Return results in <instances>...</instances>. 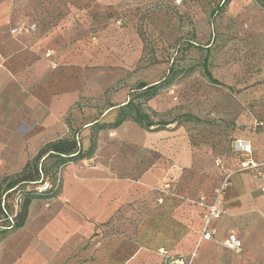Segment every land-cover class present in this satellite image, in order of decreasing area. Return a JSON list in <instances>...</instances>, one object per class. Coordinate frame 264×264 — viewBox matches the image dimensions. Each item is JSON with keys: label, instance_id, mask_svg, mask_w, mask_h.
<instances>
[{"label": "rangeland", "instance_id": "obj_1", "mask_svg": "<svg viewBox=\"0 0 264 264\" xmlns=\"http://www.w3.org/2000/svg\"><path fill=\"white\" fill-rule=\"evenodd\" d=\"M12 5L18 10L15 26L42 41V49L67 53L81 69L83 95L76 109L108 123L87 133L74 128L83 149L93 145V153L67 163L78 171L106 165L115 180L128 182L101 239L128 240L130 258L143 247L138 243L143 229L159 232L161 225L178 233L162 245L169 255L186 253L197 235L194 203L218 186L217 158L229 151L234 135L249 132L252 116L264 119V0H12ZM207 53L220 84L204 72ZM157 82L153 97L139 96L140 84ZM132 96L151 120L168 124L147 128L129 119L114 127L118 106ZM65 166L58 173L59 192ZM14 214L2 215L0 230ZM91 258L66 264H89Z\"/></svg>", "mask_w": 264, "mask_h": 264}, {"label": "crops", "instance_id": "obj_2", "mask_svg": "<svg viewBox=\"0 0 264 264\" xmlns=\"http://www.w3.org/2000/svg\"><path fill=\"white\" fill-rule=\"evenodd\" d=\"M17 12L12 0H0V180L20 171L45 143L70 136L71 127H83L87 133L100 120L98 116L84 117L76 109L83 85L81 69L73 57L59 51L56 55L54 49L53 56L46 57L45 50L50 49H42V41L33 40L29 32L14 25ZM52 62L58 66L52 67ZM255 120L263 125L256 127ZM247 123L249 132L233 139L251 141L255 158L264 161V119L252 116ZM222 156L229 170L238 166L237 156ZM107 167L99 164L78 171L66 164L59 194L34 199L25 225L0 242V264L11 259L6 263L66 264L85 257H92L89 264H165L159 249L178 233L164 231L161 225L159 232L144 228L138 238L143 247L159 249H133L131 259L128 240L101 239L105 224L120 206L115 198L128 192V182L115 180ZM218 172L220 180L222 173ZM263 186L264 172L256 177L248 172L233 174L224 198L226 213L217 222L215 240L202 242L191 264H264ZM194 205L197 235L186 253L170 255L172 258L191 257L196 249L202 208L197 201ZM146 230L151 232L146 234ZM230 233L241 240L240 251L224 246Z\"/></svg>", "mask_w": 264, "mask_h": 264}, {"label": "trees", "instance_id": "obj_3", "mask_svg": "<svg viewBox=\"0 0 264 264\" xmlns=\"http://www.w3.org/2000/svg\"><path fill=\"white\" fill-rule=\"evenodd\" d=\"M208 57L209 53H207L204 58V72L211 82L220 84L209 70ZM160 86L161 82L152 85L142 83L139 85V88L143 89V91L138 95L146 96L145 99H150L158 92ZM139 96L136 95L135 97ZM135 97H130L125 103L118 106L119 111L113 121L114 127L121 125L124 121L129 119L140 122L147 128H164L168 124L166 121L151 120L149 115L141 110L139 103L135 101ZM92 126L101 130L106 128L108 123H100L97 121L93 123ZM77 133L78 132L71 127L70 136L45 143L41 146L36 155L26 162L20 171L4 176L0 180V219L2 218V215L7 217L9 211L15 212L13 217H9L12 222L4 224L3 228L0 230V242L8 234L25 225L28 218L29 206L34 199H51L59 194V188L54 189L52 187L49 190L41 191L36 186L37 184L44 182L45 179L55 181L57 173L61 167L71 161L84 159L85 157L92 155L93 145L85 151ZM232 141L233 138L229 143L230 145ZM230 145L228 148H230ZM226 154H231L230 149ZM18 195H20L22 200L18 206H16L15 200Z\"/></svg>", "mask_w": 264, "mask_h": 264}, {"label": "built area", "instance_id": "obj_4", "mask_svg": "<svg viewBox=\"0 0 264 264\" xmlns=\"http://www.w3.org/2000/svg\"><path fill=\"white\" fill-rule=\"evenodd\" d=\"M53 54L54 51L49 50L46 51L45 56L50 58L51 56H53ZM57 66H58L57 63L52 62V67L55 68ZM254 125L256 127H260L263 125V122L260 120H255ZM230 149H231L230 151L231 155H235L239 158L238 166L233 170H229L226 167L223 156L218 157L216 164L219 171L222 173L218 186L216 187L211 198L202 195L197 200L198 205L202 208V223L200 228V236L197 241L195 251L192 253L191 257L180 256V257L172 258L169 255L168 251L164 249H160V253L165 256L164 257L165 264H191L192 259L195 256V252L198 249V247L201 245V243L204 241L215 240V237L218 232L217 222L226 213V210L224 208V198L226 191L229 185L231 184L232 176L234 173L248 172L256 177V176H261L262 173L264 172L263 171L264 161H259L255 158L254 156L255 152L251 141L241 138H235L231 142ZM89 161H91V159ZM58 173L55 181L49 182V180H47L44 183V185H41L39 187V190L46 191L52 187L54 189H58L61 183V178L59 177ZM262 190L264 191V186L262 187ZM21 200L22 199L20 195H18L15 200V205L18 206ZM223 244L224 246L233 249L235 251H240L242 249L241 240L234 233H230L227 239L223 242Z\"/></svg>", "mask_w": 264, "mask_h": 264}]
</instances>
